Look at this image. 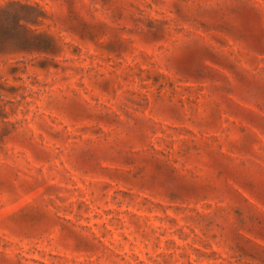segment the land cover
Masks as SVG:
<instances>
[{"label": "rangeland", "instance_id": "obj_1", "mask_svg": "<svg viewBox=\"0 0 264 264\" xmlns=\"http://www.w3.org/2000/svg\"><path fill=\"white\" fill-rule=\"evenodd\" d=\"M0 264H264V0H0Z\"/></svg>", "mask_w": 264, "mask_h": 264}]
</instances>
